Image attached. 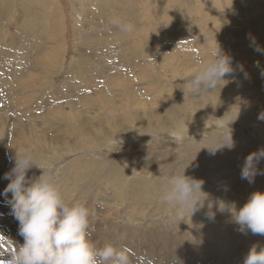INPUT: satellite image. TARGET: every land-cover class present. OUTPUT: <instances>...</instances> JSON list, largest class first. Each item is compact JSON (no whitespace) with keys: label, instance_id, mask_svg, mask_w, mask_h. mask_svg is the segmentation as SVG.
<instances>
[{"label":"rangeland","instance_id":"rangeland-1","mask_svg":"<svg viewBox=\"0 0 264 264\" xmlns=\"http://www.w3.org/2000/svg\"><path fill=\"white\" fill-rule=\"evenodd\" d=\"M71 1L57 0L63 16V24L60 27L58 24H53L54 27L51 30L49 22L53 16L46 15L45 12L46 34H41L43 28L41 27L37 34L35 32L30 38L25 37L23 40L15 39V37H18L19 28H22L21 25L27 22L24 18L29 20L35 15L37 17L40 16L41 3L38 0H12L10 11L4 12L0 9V16H7V20L0 24V112L3 116L0 121V175H3L0 178V262H4L9 258L8 255L13 250V246L22 245L24 242L22 241L23 237L19 235V223L18 221L16 223L12 215L10 217L11 210H8L10 207L6 204V198L2 195L8 184L7 180L3 178L4 174L11 170L12 166L9 160L16 154L12 152V141L17 142L19 146L17 153L19 154H31L34 159L38 157L45 162L53 159L54 156L59 158L55 160L57 163L49 166L56 182L59 179H66L71 183V179L74 176H78V173L69 172L65 178L61 177L62 173L65 172L64 170L75 168L72 166L77 164L78 156L83 153L71 154V148L64 146L56 151H50L47 155H43L38 146H44V143L49 142V140L47 136L41 133L48 130L50 126L40 123V120L36 118L33 119L37 114H33L31 108L33 107L34 110L38 111V107H34L35 105L32 103L27 104L25 101L26 98L32 97L33 100L47 102L50 99H54L50 92L61 89L66 93L70 89L67 85L61 86V84L66 79L70 63L73 61L75 63L79 58L80 52L77 48L85 42L83 37L88 30H94V26L90 25V20L89 24L83 20V25L79 24L80 26L76 28L72 20ZM152 1H154V5L151 8L139 6L137 0H86L85 2L87 3V8L95 11L102 9V11L108 12L109 16L111 15V10H113L118 15L120 13L122 19H127L126 25H131L132 27L131 31H126V37L131 41V44L136 41L134 34H137L139 39L150 38L151 36L155 38L156 46L151 52L156 54L158 64L163 69L158 71L155 67H151L148 62H153V60L132 58L128 61L131 65L129 70L112 77L116 82L120 80L124 86L112 89L113 95H109L110 91L105 93L107 89L104 91L106 99H117L118 107L131 102L127 110L121 109L118 111L119 116L125 111L140 112L145 109L148 111L152 109L154 112L160 111L171 104L174 99L180 97L186 96L195 100L205 98V95L195 94L187 82L202 68V62L213 59L217 44L224 54L232 58L233 72L236 75H246L251 71V67L259 68L261 72L264 69V67H261V65L264 66V52L254 50L257 46L264 49V0H176L175 6L180 9V13L188 15L187 21L172 19L169 10L166 7H160V0L157 1L156 7L155 0ZM229 3L232 4V9H230ZM256 3L260 4L254 7ZM113 5H116L117 8L111 9ZM182 5L185 6L181 7ZM161 11L164 12L161 13ZM166 12H168V15L161 17ZM136 18L139 20V29L134 26ZM95 28L100 33L104 27L99 22H96ZM77 33L79 34L77 35ZM253 38L255 42H253ZM109 41L117 46L118 37L110 33ZM55 47L58 48V62L55 68L50 75L41 73V64L46 58L42 50L46 51L49 49V53H51ZM11 48L12 51L7 52ZM4 53L6 54L2 57ZM104 61L107 62L108 60ZM109 62L112 68L125 69L126 62L123 61L120 54L109 60ZM141 64H146L149 68L146 73L148 75H143L136 68ZM240 65L243 66V71L240 70ZM15 76L21 77V81L18 79L17 82L14 81ZM30 76L32 77L30 78ZM71 76L67 78L69 83H71ZM258 79L260 80V78ZM101 80L99 77H93V80L86 84L90 98L97 99L100 96L96 95L94 86ZM259 80L255 83L250 78L247 81V85L251 86L252 83H255L256 87L261 89L262 85ZM225 84L227 82L221 81L220 87H218L219 95L223 98L228 93L226 87H224ZM29 86L42 89L32 90L30 88V93H28L23 88L21 95L18 94L19 88ZM78 87L73 90L72 94H75ZM129 87L131 89H126ZM251 108L248 105L247 110H256L257 113L264 115V101L260 98L256 97ZM101 109V107L95 106L92 111L89 109L88 113L90 116H96ZM107 115L108 113L104 111L98 118L104 120L108 117L109 119ZM164 120L165 118H163ZM15 121L18 122V126ZM71 124L78 126V122L72 121L70 123L68 120L64 121L63 126L67 128L66 130H69L71 129ZM100 124H103L107 129L108 123L106 120L100 122ZM228 125L229 127L231 126L234 147L221 148L214 155L209 150L223 146L225 134L228 132L227 127L224 133H201V135L198 133V136L196 133H192L182 139L175 138L174 135L165 132L158 139L153 137H151L152 139H147L146 144L119 143L113 146L112 143H108L107 147L96 151L92 157H81L80 160L87 164L93 160L91 158H94L99 162L112 166L113 170L121 169L122 173H116L113 177L106 179L99 177L94 171L85 172L89 178L80 183L79 190L75 193L76 196L67 203L71 205L74 202H83V204L88 206L92 202L89 210V224L97 222L100 224L97 229L100 236H105L111 231H122L124 227L129 225L128 227L131 230L141 229L149 231L155 229L158 230L156 232L165 235L184 234L185 231L186 233L191 231L189 233L193 234L194 237L203 240L207 236L208 231L206 229L209 227H211V231H214L216 226L219 229L230 228L235 225V223H230L233 221L231 220V214L225 210L223 211V217L228 216V218L225 221H222V219L218 220L215 215L222 211L219 210V206L215 202L209 203L205 198L211 190H216V193L222 198H236L238 200L236 207L239 209L246 203L253 192H264V175L258 174L251 184L247 180L241 179V168L245 158L250 153L260 150L261 147L264 148V141L260 136V132L250 128V126L239 131L241 127L237 130L236 127L238 125L236 123L235 125L234 123H229ZM36 131H40L41 136L38 135L39 138H31L29 134ZM54 131L55 129H52L48 135L50 138L53 135L60 136L59 139L63 138V131L61 133L58 132V134ZM67 138L65 137L64 139L66 142L69 144L74 143L75 136L68 135ZM76 138L79 139L78 137ZM130 141L133 142L134 140ZM130 141H126V143ZM249 143H252L251 146ZM218 157L222 160H220L221 163L219 159H216ZM263 161L264 159L257 165L258 170L264 171ZM38 167L41 168V166ZM38 167H33L29 170L27 173L28 178L38 177L42 174V170ZM49 168L42 166V169L46 172ZM79 172L80 174L83 173L82 171ZM183 173L196 180H202L204 182L202 190L207 193L206 196L202 195L200 197L202 201L205 200L203 207H200L193 214L189 212L183 218H180L175 216L169 205L160 200L159 191H161L163 183L169 181L173 176L182 175ZM130 179L145 180L147 182L156 180L163 183L161 182V187H159L158 182V185L155 182L153 185L150 183V186H137L139 189L137 190L135 187L132 192L128 189L129 185H127L131 183L132 180ZM68 183L66 189L69 191L71 186L68 187ZM106 184L112 187L109 188ZM154 186H157L158 189ZM142 188H146V190H142ZM153 189L159 197L151 192ZM148 190L151 194L146 192ZM137 192L139 195L142 193V196L140 195L141 198L143 197L142 199L135 200ZM85 193L88 196V202L80 198ZM10 198L11 193L8 194L7 199ZM155 198L158 200L156 201ZM150 200L153 201L151 202ZM2 206H4V212L1 210ZM129 210L133 214L128 213L127 211ZM209 212L214 214V219L209 218ZM177 230L181 231L178 233L176 232ZM89 231H91L90 228ZM122 239V236L116 239V244L118 248L128 251V248L121 244L120 241ZM103 240L107 243L106 237ZM109 244L114 245L113 242ZM137 246L131 245L130 248ZM100 247L103 246L100 245L98 248ZM130 251L131 249L126 253H130ZM203 255L205 254H200L197 257V262H187L186 264L215 263L211 258ZM128 257L130 264H168L166 262L152 261L145 256L142 258L141 252L139 255L136 254L134 258L133 254L131 256L128 255ZM180 263L184 264L185 262ZM170 264L177 263L172 261Z\"/></svg>","mask_w":264,"mask_h":264},{"label":"bare ground","instance_id":"bare-ground-1","mask_svg":"<svg viewBox=\"0 0 264 264\" xmlns=\"http://www.w3.org/2000/svg\"><path fill=\"white\" fill-rule=\"evenodd\" d=\"M38 1L41 3L40 16L37 17V15H35L34 17H32V19H29V20L24 18L25 21L27 22L21 25L22 28H19V33L17 34L18 37H15V39L23 40L25 37L30 38L35 32L37 34L39 28L41 27H43L41 30V34H46L45 27L47 23L45 20V12H46V15L53 16L52 20L50 19V22H49V27L51 28V30L54 27L53 24H58L59 27L63 24V16L61 15L60 5L57 3V0H38ZM137 1L139 3V6H142L143 8L144 7L151 8L154 5L153 4L154 1L152 0H137ZM157 1L158 0H155V7L157 5ZM85 2L86 0L85 1L84 0H72L71 1L72 5L69 2L70 9L72 10V20L76 28L80 26L79 24L83 25V20L85 22L87 21V24H89V20H90V25L94 26V30L93 31L88 30L87 34L83 37L85 42L83 44H80L79 48H77L79 49V52H80L79 58L77 61L75 60L76 61L75 63L74 61L70 63V67L68 68V71H67L68 73L65 77L66 79L61 84V86L67 85L68 88L70 89L66 93H64V90H61V89H58L54 92H50V95L53 96L54 99L52 100L50 99L47 102L33 100L32 97H28L25 100L27 104L32 103L35 105L34 107H38V111L34 110L33 107L31 108L32 113L37 114V115L34 118L31 117L30 115L29 116L33 119L36 118L40 120V123L42 124H47L48 126H50L48 130L41 133L44 136H47L49 140V142L44 143V146L42 145L38 146V148L42 151L43 155L44 154L47 155L50 151H56L58 148H62L64 146L71 148V151H72L70 152L71 154H75L77 152L83 153L82 155L78 156V160L76 161L77 164H74L72 166L75 168L64 170L65 172H63L61 175V177L65 178L67 173L74 172V174L78 173V176H74L71 179L72 180L71 183L69 180H66V179L65 180L59 179L57 181V184L62 192L63 198L66 203L68 201H71L76 196L75 193L78 192L80 183H82L83 181L89 178L85 174V172L94 171L97 173V175H99V177L106 178V179L113 177L114 175H116V173H120V174L122 173L121 169L113 170L111 168L112 166L99 162L94 158H91L93 160H91L87 164L84 163L83 160H80L81 157L83 158H86L87 156L92 157V155L96 151H99L107 147L108 143H112L113 146L119 143L146 144L147 139H152L151 137H153L154 139L155 138L158 139L159 136L165 132H168L171 135H174L175 138H179V139H182L183 137L188 136L192 133H196V135L198 133H200V135L201 133H222V132L224 133L229 123H234V125L236 123L238 125V127H236L237 130L241 127L239 131L243 130L242 128H246L247 126H250V128H253L255 130H258L260 132V136L262 140L264 141V119L260 118L261 116H264V115L257 113L256 110L255 111H249L250 109L247 110L248 105L250 106V108L253 106V101L256 99V97L264 101V76L261 75V73L264 72V69H262V72H261L259 68H254V67H251V71L248 72L246 75H238V74L236 75L233 72L231 75L225 76L224 79L228 80V82L227 84L224 85V87H226V90L228 91V93L226 97L224 98L219 95L220 91H218L219 88H217L212 93L204 94L205 98H202L200 100H195L193 98L185 96V97H180L178 99H174L171 104H169L167 107L163 108L160 111L154 112L152 109H150L149 111L145 109L140 112L139 111H133V112L125 111L121 116H119L118 111L121 109L127 110L131 102L123 104L122 107L121 106L118 107L117 99H114V100L113 98L106 99L104 95V91L105 89H107L105 93L107 91H110L109 95H113L112 89L120 88L124 86L123 83L120 82V80L116 82V80L113 79L112 77H115L118 74H123L125 70H129L131 68V65L128 63V61L132 58L136 57V58H142L143 60L145 59L153 60V62H148V64L151 67H155L158 71H161L163 69L158 64V61H157L158 57L156 56V54L151 52L156 46L155 38L151 36L150 38L144 37L142 39H139L137 34H134L136 37V41H134L131 44V41L128 40L126 37V31L122 30V25H126L127 19H122L121 14L119 13L118 15L113 10H111V15L109 16L108 12H104V10L102 11V9H100L99 11H95L90 8H87L86 7L87 3ZM259 4L260 3L254 4V7H257ZM175 5H176V0H165V1L160 0V7H166L167 10H169V13L172 19L175 18V20L182 19L183 21H187L188 15L180 13V9ZM183 6L185 5H182L181 7ZM229 6H230V9L233 8L231 3H229ZM11 7H12V0H3V1L0 0V9L3 10L4 12L10 11ZM114 8H117V6L113 5L111 7V9H114ZM148 11L150 10L148 9ZM163 12L164 11H161V13ZM136 13H137V9H136ZM167 15H168V12L164 13L161 17H165ZM161 17H160V20H161ZM6 20H7L6 15L0 16V24L5 22ZM113 21H119V23H114ZM96 22H99L104 27L100 33L95 28ZM134 26L137 29H139L140 24H139L138 18L135 19ZM110 33L118 37L117 46L110 43L109 41ZM78 34L79 33H77V35ZM8 51H12V48L7 50V52ZM42 52L46 55V58L45 60L42 61V64H41L42 65L41 73L50 75V73H52V70L55 68L58 62V48L57 47L53 48L51 53H49V49H47L46 51L42 50ZM6 53H4L2 57ZM119 54L121 55L123 61L126 62L124 70L115 69L110 66L109 60L117 57ZM103 59L108 60V61L105 62ZM258 64H259V61H258ZM261 67H264V66L261 65ZM136 68L143 75H145L149 70L146 64H141L140 66H137ZM69 76H71L70 78L71 83L67 81V78ZM31 77L32 76H30V78ZM93 77H99L102 79L99 83H97L94 86V91L96 95L97 96L100 95L97 99H92L89 97L88 95L89 90L86 85L93 80ZM250 78H252L255 81V83L257 82V80H259L258 78H260L259 81L261 82V85H262L261 89L256 87L255 83H252L251 86H248L247 81L248 79L250 80ZM17 79L21 81V77H16V76L14 77L13 80L17 82ZM28 84H31V83H28ZM77 86L79 87L76 89L75 94H72L73 90ZM23 88L28 93H30V88L32 90L42 89V88L38 89L32 86L21 87L18 89L19 95H21L20 93H22ZM126 89H131V87L126 88ZM95 106L101 107L102 109L100 110V113L98 112L99 113L98 115L90 116L88 113V110L91 109L92 111L93 107ZM103 110L108 113L107 116H109V119L108 117H106L104 120H101V118H98L100 114L104 113ZM2 117L3 116L1 115V112H0V121L2 120ZM163 118H165L164 121H163ZM67 120L70 123L72 121L78 122V126L76 124H71L70 126L71 129L66 130L67 128H65L63 124H64V121H67ZM105 120L108 123L107 129L104 127L103 124H100V122H104ZM15 123H17V126H18V122L15 121ZM177 128H179L178 133L177 131H175V129ZM52 129H55L54 132H57V134L58 132L61 133L63 131V134H62L64 135L63 138L59 139L60 136H55V135L51 136L50 138L48 135L50 134ZM39 132L40 131H36L35 133H30L29 136L31 138H36L38 137V135L41 136ZM16 134L18 135V133ZM68 135L75 136L74 138L75 141L73 144H69L68 142L64 140L65 137L67 138ZM76 137H78L79 139H77ZM130 140H134V141L131 142ZM126 141H130V142L126 143ZM251 144L252 143H249L250 146ZM258 146H259V143H258ZM18 151H19V146L17 145V142L16 141L14 142L13 140L12 141V152L16 153ZM58 159L59 158L54 156L53 159H50L47 162H45L42 159L37 157L35 159V163L37 167L41 166L42 168L43 166L45 168H49V166H52L54 163H57L55 160H58ZM216 159H219V157ZM220 160L221 159H219V162ZM9 163L12 167L14 166L13 161L9 160ZM79 171H82L83 173L80 174ZM2 176L3 175L1 174L0 178H2ZM31 178H36V177H30V179ZM156 180L148 181L149 183L145 180H132L131 183L127 185H129L128 189H130L131 191L135 187L138 190L139 188H137V186L139 187L143 185L150 186L149 185L150 183L153 185V183L155 182H156L155 184H157L158 182L160 185L159 187H161L162 181L160 182ZM9 182L10 181L7 180V183ZM67 183H68V187L71 186V189L69 191L68 189H66ZM165 183H163V185ZM107 186L109 187V185ZM154 187H157V186H154ZM142 190H146V188L145 189L142 188ZM154 191H155L154 189L153 191L151 190V192L155 194L156 191L155 192ZM146 192H149V190ZM141 194L142 193H140V195ZM140 195L137 192L135 195V198H136L135 200L140 199L142 196ZM234 195L236 194L234 193ZM155 196H158V194H155ZM80 198H83V200L88 202V196L86 193L82 195ZM205 199L209 203L215 202L218 206H219L220 201H223L226 205H230L233 203L237 205L238 203V200L236 198H226V197L222 198L216 193V190L215 191L211 190V192ZM122 200H125V199H122ZM129 200H132V199H129ZM157 200L158 199H156V201ZM132 201H129V202H132ZM150 201L152 202L153 200H150ZM0 203H1V199H0ZM91 206H92V202L88 204L87 208L90 210ZM2 207L3 208L1 210H3L4 212L5 211L4 206ZM8 210H11V209H8ZM127 212L132 213L130 210ZM10 217H11V214H10ZM215 217L218 218V220L222 219V221H225V219L228 218V216L223 217V212L218 213L217 215H215ZM11 222L13 223V221ZM230 223H234V221ZM99 226L100 224L98 222L89 224V228L91 229V231H89L90 233L89 239L94 244V246L96 247H99L100 245L104 246L107 243L109 244L113 242L114 246L118 248L116 244V241H117L116 239L122 236L123 239L120 241L121 244L124 247H127L128 251L129 249H131L130 253H127L129 256L133 254V258H134L136 254L139 255V253L141 252L142 258L145 256L147 259H150L152 261H158L159 263L166 262L170 264L173 261V263L176 262L177 264H181L180 262H185L184 264H186L187 262L188 263L197 262V257L200 254L204 253L205 255L203 256H206L207 258H211L213 261H215L214 264H243L244 257L246 256L249 249L253 245L258 246L257 250H259L260 247H264V236L253 235L250 231H248L246 234L241 233L239 231V225L237 224L231 226L230 228H222V229H219L218 226H216V229L214 231H211V227L207 229L205 228L208 231V233H207V236L204 237L203 240L198 237H194L193 234L189 233L191 231L187 233L185 231L184 234L180 233V234L165 235V234L156 232L158 230H155V229H152L149 231L141 230V229L131 230L128 227L129 225L124 227L122 231H115V232L111 231L105 236H100V234H98L97 232V229ZM180 231L181 230H177L176 232L179 233ZM112 236L113 238L111 239ZM198 236H199V233H198ZM104 237L107 238V241H106L107 243L104 242L103 240ZM131 245H138V246L134 248H130ZM125 251L128 252L127 250ZM0 264H4V262H0Z\"/></svg>","mask_w":264,"mask_h":264},{"label":"clouds","instance_id":"clouds-1","mask_svg":"<svg viewBox=\"0 0 264 264\" xmlns=\"http://www.w3.org/2000/svg\"><path fill=\"white\" fill-rule=\"evenodd\" d=\"M119 23V21H113ZM131 25H122V30L131 31ZM253 42L254 38H253ZM257 52H264L257 46ZM202 68L187 83L198 95L214 92L220 87L221 81L234 71L232 58L223 53L219 45L213 53V59L202 62ZM258 66V65H257ZM243 71V66L240 65ZM264 76V72L261 73ZM264 119V116L260 117ZM225 143L222 147L209 150L215 154L217 150L234 147L232 131L227 126ZM177 133L179 128L175 129ZM264 159V148L250 153L241 168V179L250 184L255 177L264 171L258 170L257 165ZM14 166L4 174V179L10 181L2 195L10 207V214L19 223V235L23 244L13 246L4 264H130L129 257L123 248L112 244L96 247L89 239V209L83 203L65 202L62 192L51 174V168L36 178H28L27 173L34 166L35 159L31 154H19L10 158ZM203 181L182 175H175L161 188L160 200L170 206L175 216L183 218L187 213L192 214L203 206L206 196L203 192ZM11 193V198L7 199ZM231 214L232 220L239 225V231L246 234L264 236V192H253L247 202L237 209L236 205H226L219 202V210ZM209 218L214 214L209 212ZM192 216V215H191ZM253 245L243 264H264V247L257 250Z\"/></svg>","mask_w":264,"mask_h":264}]
</instances>
